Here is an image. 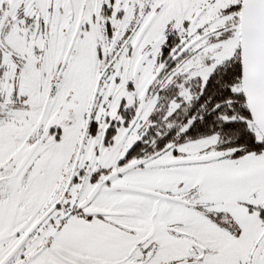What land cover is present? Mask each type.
I'll return each mask as SVG.
<instances>
[{
  "label": "flooded vegetation",
  "instance_id": "obj_1",
  "mask_svg": "<svg viewBox=\"0 0 264 264\" xmlns=\"http://www.w3.org/2000/svg\"><path fill=\"white\" fill-rule=\"evenodd\" d=\"M211 4L218 13L208 23L204 6L178 30L169 24L154 34L163 0H0V264L6 258L4 264H99L60 241L68 230L89 227L136 244L112 264H167L199 255L196 249L195 259H202L206 250L198 245L161 258L177 248L153 242V229L137 224L134 212L125 214L146 209L129 196L157 198L123 188L181 198L172 209L209 206L194 205L187 193L147 189L129 175L187 159L181 149L211 137L194 134L207 131L203 90L221 65L209 74L197 60L210 44L236 38L239 47L241 0ZM217 140V158L227 150L241 156ZM175 224L169 233L187 239ZM217 228L229 237L222 224Z\"/></svg>",
  "mask_w": 264,
  "mask_h": 264
},
{
  "label": "rangeland",
  "instance_id": "obj_2",
  "mask_svg": "<svg viewBox=\"0 0 264 264\" xmlns=\"http://www.w3.org/2000/svg\"><path fill=\"white\" fill-rule=\"evenodd\" d=\"M212 1L214 0H163L164 9L154 25V34H158V30L169 24L178 30V26L189 21L192 15L204 6L209 7V15L205 19L208 23V20L218 13L217 8L212 7ZM236 48V38L215 47L210 44L208 48H204L197 61L207 63L205 66L210 74L216 67L230 59ZM20 91L22 95L27 93L24 86ZM217 142V137L211 136L200 142L196 141L181 151L187 159L201 158L197 156L199 152L200 155H216ZM233 151L234 149H230L231 153ZM227 152L228 150L224 152L222 159L218 157L216 161L206 165L159 167L157 170L146 166L132 171L129 175L137 177L141 182L140 186L147 189L156 188L153 190L157 192L165 190L173 195L187 193L186 198L194 201V205H198L199 202L209 205L208 208L201 209L202 211L188 208L172 209L179 206L157 199H151L150 203L147 197L143 199L139 198L140 196L128 197L135 204L142 203L146 209L142 208L139 212L138 209L133 211L129 208L130 212L125 214L132 215L134 212L136 217L140 218L135 220L137 224L148 230L153 229L151 235L153 242L157 241L161 247L177 248V251H165V256L161 258L175 256L186 247L191 250L194 245L206 250L200 260L195 257L201 256V251L195 248L196 254L199 255L191 259L181 256L178 257L181 261H169L167 264H264V239L262 241L260 239L264 236V151L261 154L248 153L235 158L227 156ZM71 153H74V147ZM249 211H252V214ZM208 214L216 216L217 220H207ZM171 223H176L173 227L177 231L186 232L187 239L181 235L170 234L168 229ZM220 224L226 228L224 231L228 233L229 239L217 228ZM3 227L4 222L0 221V229ZM21 233L18 232V235ZM211 239L216 240L215 245L208 244ZM60 241L75 253L90 258L89 262L99 264L102 262L112 264L121 260L136 245L132 241L120 239L110 230L105 229L103 232L95 227H89L80 233L68 230Z\"/></svg>",
  "mask_w": 264,
  "mask_h": 264
},
{
  "label": "water",
  "instance_id": "obj_3",
  "mask_svg": "<svg viewBox=\"0 0 264 264\" xmlns=\"http://www.w3.org/2000/svg\"><path fill=\"white\" fill-rule=\"evenodd\" d=\"M238 44L240 48L241 63V90L245 99L246 108L251 121L259 135L264 140V0H241L238 28ZM151 84L148 88H150ZM35 147L30 150L21 166L34 153ZM215 155L194 159L177 160L166 163L163 167L194 166L213 162ZM144 162L132 164L118 174L128 173ZM125 191L140 192L144 195L162 199L171 203H181V198L164 196L153 192L137 189L123 188ZM42 218L24 237L25 241L43 222ZM22 241V242H23ZM20 245L11 253L14 254ZM9 255V256H11ZM8 258L3 261L6 262Z\"/></svg>",
  "mask_w": 264,
  "mask_h": 264
},
{
  "label": "trees",
  "instance_id": "obj_4",
  "mask_svg": "<svg viewBox=\"0 0 264 264\" xmlns=\"http://www.w3.org/2000/svg\"><path fill=\"white\" fill-rule=\"evenodd\" d=\"M203 93L208 103L209 122L205 133L194 136L219 137L236 149V155L263 153L264 140L252 124L242 95L238 45L233 56L211 75Z\"/></svg>",
  "mask_w": 264,
  "mask_h": 264
}]
</instances>
